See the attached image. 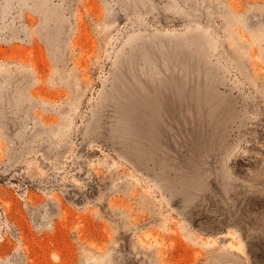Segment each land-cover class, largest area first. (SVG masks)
Instances as JSON below:
<instances>
[{
  "label": "rangeland",
  "instance_id": "374dc122",
  "mask_svg": "<svg viewBox=\"0 0 264 264\" xmlns=\"http://www.w3.org/2000/svg\"><path fill=\"white\" fill-rule=\"evenodd\" d=\"M0 264H264V0H0Z\"/></svg>",
  "mask_w": 264,
  "mask_h": 264
},
{
  "label": "water",
  "instance_id": "95a60500",
  "mask_svg": "<svg viewBox=\"0 0 264 264\" xmlns=\"http://www.w3.org/2000/svg\"><path fill=\"white\" fill-rule=\"evenodd\" d=\"M8 177H6V176H3V177H0V179H2V180H6Z\"/></svg>",
  "mask_w": 264,
  "mask_h": 264
}]
</instances>
